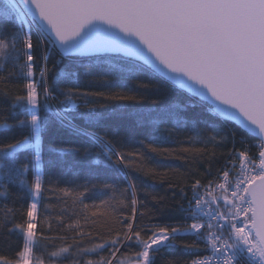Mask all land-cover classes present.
I'll return each instance as SVG.
<instances>
[{
    "label": "snow or ice",
    "instance_id": "obj_1",
    "mask_svg": "<svg viewBox=\"0 0 264 264\" xmlns=\"http://www.w3.org/2000/svg\"><path fill=\"white\" fill-rule=\"evenodd\" d=\"M0 117V264H264V0H0Z\"/></svg>",
    "mask_w": 264,
    "mask_h": 264
},
{
    "label": "trees",
    "instance_id": "obj_2",
    "mask_svg": "<svg viewBox=\"0 0 264 264\" xmlns=\"http://www.w3.org/2000/svg\"><path fill=\"white\" fill-rule=\"evenodd\" d=\"M11 122H12L11 118L5 119L3 117H0V138L19 135V130H8V129L2 127L3 125L11 123ZM193 123H196V126L199 127V124L197 122L193 121ZM170 126L171 125H166V127H170ZM176 135L180 139H187L189 136H195V132L193 130H191V128H189V129H183V130L178 131ZM204 135L206 136L207 133H205ZM47 140L51 141L54 144V146H63L66 143V141L63 138L58 136V134L55 132V130H53V132H51L49 134ZM197 143H199V141H197ZM135 144H136L135 139L130 138L128 140V146L130 148L135 146ZM51 155L53 158H60L61 157V153H59V152L52 153ZM63 158L67 161H71L72 156L70 153H64ZM155 159L159 161L160 171H165L169 168H182L183 167L182 162L179 160H175L172 158L165 159L163 157H156ZM46 171H47V169H46ZM200 171L201 172L203 171V166L200 167ZM65 179H67V177L61 176L60 177L61 183H63V181ZM146 183L148 185L149 191L159 193L160 195L165 194V189H166L167 185L165 183L161 182L160 177H157L155 180L148 179L146 181ZM141 198H143V197H141ZM3 199H4V197H0V201H2ZM149 206L150 207L152 206L150 198H149ZM57 211H58V208L55 206L50 211H46L43 208V206H41V213H42L41 218H43L44 216H49V215L55 216ZM168 215L169 216H175L177 214L172 212L171 210H169ZM164 219H167V217H165ZM55 223L56 222L54 219H48L47 222L43 225V228L45 230H47L50 225L54 226ZM39 227H40V225L38 224V228ZM56 243L58 244L59 241H56ZM41 244L44 246H47V248H49V249H52V247H53L52 244H48L46 241H41ZM17 247H18V242H17L15 237H13L11 240H9L7 244H5L3 241H0V253H2V254L12 256ZM129 253H130V250H124L122 254L118 255V259L126 260ZM194 258H196V256L188 255L187 253L184 252L183 249H176V250H171V251L166 252L164 254L163 259L160 256H157L156 264H183L184 261L191 260ZM59 264H66V262L61 260L59 262Z\"/></svg>",
    "mask_w": 264,
    "mask_h": 264
}]
</instances>
